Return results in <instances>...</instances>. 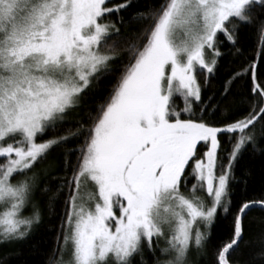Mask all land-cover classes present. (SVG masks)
Instances as JSON below:
<instances>
[{
  "label": "snow or ice",
  "instance_id": "snow-or-ice-1",
  "mask_svg": "<svg viewBox=\"0 0 264 264\" xmlns=\"http://www.w3.org/2000/svg\"><path fill=\"white\" fill-rule=\"evenodd\" d=\"M249 150L264 0H0V248L47 216L50 264H264V198L233 195Z\"/></svg>",
  "mask_w": 264,
  "mask_h": 264
},
{
  "label": "trees",
  "instance_id": "trees-1",
  "mask_svg": "<svg viewBox=\"0 0 264 264\" xmlns=\"http://www.w3.org/2000/svg\"><path fill=\"white\" fill-rule=\"evenodd\" d=\"M145 0H137L138 6H143ZM242 43L246 48V53L251 56L255 47L256 41L251 29L245 30L242 34ZM230 58H226L222 62V67L215 81L216 86H219L222 80L230 74L231 70L236 68L235 62L229 63ZM106 92H100L93 98L95 100L102 99ZM60 155L59 151L53 152L50 159H55ZM237 176H243V182L238 183L234 188V198L239 200L245 195L253 199L264 198V158L259 155V151L255 154L251 150L246 152L237 168ZM41 201L43 197H38ZM57 211L63 213V204L57 205ZM45 216V222L27 240L11 245L8 248H0V257L6 253H15L8 255L7 264H50V260L54 261L58 257L53 256V249L56 248L55 233ZM249 221L252 224L254 231L258 232L261 227H264V212L259 209L253 210L249 215ZM58 223V221H57ZM228 222L221 220L213 229L212 244L215 245L219 241L226 239ZM201 264H206V261L201 260Z\"/></svg>",
  "mask_w": 264,
  "mask_h": 264
}]
</instances>
